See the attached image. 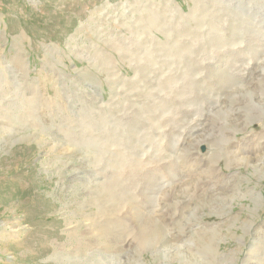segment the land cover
Masks as SVG:
<instances>
[{
	"label": "rangeland",
	"instance_id": "obj_1",
	"mask_svg": "<svg viewBox=\"0 0 264 264\" xmlns=\"http://www.w3.org/2000/svg\"><path fill=\"white\" fill-rule=\"evenodd\" d=\"M259 228L264 0H0V264H264Z\"/></svg>",
	"mask_w": 264,
	"mask_h": 264
},
{
	"label": "bare ground",
	"instance_id": "obj_2",
	"mask_svg": "<svg viewBox=\"0 0 264 264\" xmlns=\"http://www.w3.org/2000/svg\"><path fill=\"white\" fill-rule=\"evenodd\" d=\"M248 163H249V162H248V159H247V160H245V164H248ZM103 192L105 193V191H103ZM103 192L101 191V193L104 195V193H103ZM251 226H253V225L246 224V228H249V229H250V228H251ZM256 228H257V227H256ZM259 230H260V233H261L260 235L262 236L261 238H263V239H264V230H263L262 228H261V229L259 228ZM252 248H254V247H253V246H251V250H250V252H251V253H252V251H253V250H255V249H253V250H252ZM179 254H180V253H179Z\"/></svg>",
	"mask_w": 264,
	"mask_h": 264
}]
</instances>
